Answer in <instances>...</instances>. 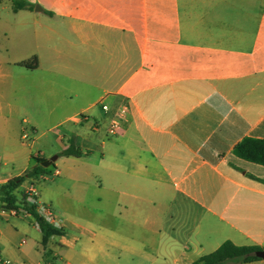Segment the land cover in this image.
Listing matches in <instances>:
<instances>
[{
  "label": "crops",
  "instance_id": "0c3cea01",
  "mask_svg": "<svg viewBox=\"0 0 264 264\" xmlns=\"http://www.w3.org/2000/svg\"><path fill=\"white\" fill-rule=\"evenodd\" d=\"M20 1L32 8L0 0V185L32 157L81 152L14 192L51 176L72 191L63 234L47 243L55 264H191L226 241L264 248V166L233 154L264 140V0ZM25 131L55 147L24 146ZM21 218L38 257L15 252ZM40 242L33 217L0 202V264H45Z\"/></svg>",
  "mask_w": 264,
  "mask_h": 264
},
{
  "label": "trees",
  "instance_id": "16d2710c",
  "mask_svg": "<svg viewBox=\"0 0 264 264\" xmlns=\"http://www.w3.org/2000/svg\"><path fill=\"white\" fill-rule=\"evenodd\" d=\"M12 10L17 12L22 9H31V5L20 0H11ZM22 65H27L23 62ZM233 154L240 159L264 166V140L253 138H244L241 142L235 145ZM80 156L81 152L73 146L60 152V156ZM34 165L27 169L22 175L8 180L5 184L0 185V202L2 208L5 210H17L22 203L14 192L26 181L37 179L39 175L47 173L54 164L48 168L41 166V162L45 159L39 157H32ZM33 219L37 221L38 229L41 233V246L45 248L49 239L52 236H60L63 234L57 231L41 220L36 218V215L31 212ZM264 251V248L257 246H236L229 241L224 242L214 252L202 256L191 264H246L253 261L260 260L256 255L257 252Z\"/></svg>",
  "mask_w": 264,
  "mask_h": 264
},
{
  "label": "rangeland",
  "instance_id": "374dc122",
  "mask_svg": "<svg viewBox=\"0 0 264 264\" xmlns=\"http://www.w3.org/2000/svg\"><path fill=\"white\" fill-rule=\"evenodd\" d=\"M43 128L40 129V133L43 132ZM28 138L26 140H22L20 138V143L23 144L26 147H30L32 145L33 149L36 150V148H39L42 151H48L52 150L55 147L54 142L51 140H48L45 137L40 138L39 140L35 141L34 144L32 143V140L34 139L32 137L31 132H27ZM35 140V139H34ZM53 155H51L52 157ZM50 158V157H49ZM37 189L40 191L41 198L43 199H50V202L45 201V203L51 205L52 209L59 215H63V208H61V203L67 204V203H73V193L69 187L63 184H59L55 182V177L51 176L46 181H40L37 183ZM20 192V196L23 195V190ZM20 196L18 199L20 200ZM18 221L23 225V229L18 232V234H15V237L13 239V247L15 249V252L20 253L21 251H27L31 249L36 256H39V251L36 250L38 246V240H39V234L36 231L35 227L30 224L29 221L25 220L24 218L18 219ZM25 242L24 244H21L22 242ZM42 253H43V260L45 264H55V256L53 255V250L51 245H48L43 248L40 247ZM17 256V255H16ZM4 257L3 260H7L9 264H15L17 263V258L19 257ZM36 257V259H37Z\"/></svg>",
  "mask_w": 264,
  "mask_h": 264
},
{
  "label": "built area",
  "instance_id": "2783aa9c",
  "mask_svg": "<svg viewBox=\"0 0 264 264\" xmlns=\"http://www.w3.org/2000/svg\"><path fill=\"white\" fill-rule=\"evenodd\" d=\"M101 109L105 112L109 111L107 104L101 103ZM128 112L127 104H122L116 108L107 128V134L111 137H116L121 134L122 124L125 121L126 114ZM28 138L27 132H23L21 135L22 140ZM22 203L17 210H11L13 214H23L31 216V212L36 215V218L50 226L51 228L63 232L65 229V221L63 217L57 214L47 203L39 201V193L35 183L29 182L22 195ZM32 217V216H31ZM35 226L38 228L37 221L34 219Z\"/></svg>",
  "mask_w": 264,
  "mask_h": 264
},
{
  "label": "water",
  "instance_id": "95a60500",
  "mask_svg": "<svg viewBox=\"0 0 264 264\" xmlns=\"http://www.w3.org/2000/svg\"><path fill=\"white\" fill-rule=\"evenodd\" d=\"M58 158V155H53L52 157L45 159L41 162V166L44 168L50 167ZM256 255L260 258H264V251L257 252Z\"/></svg>",
  "mask_w": 264,
  "mask_h": 264
}]
</instances>
